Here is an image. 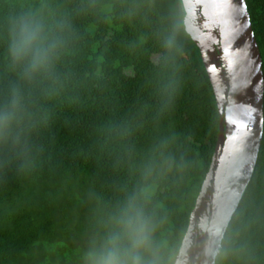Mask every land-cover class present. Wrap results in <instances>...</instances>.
I'll return each mask as SVG.
<instances>
[{
  "label": "trees",
  "instance_id": "1",
  "mask_svg": "<svg viewBox=\"0 0 264 264\" xmlns=\"http://www.w3.org/2000/svg\"><path fill=\"white\" fill-rule=\"evenodd\" d=\"M245 2L264 76V0ZM187 24L181 0H0V264H95L110 241L174 263L219 124ZM215 264H264V103Z\"/></svg>",
  "mask_w": 264,
  "mask_h": 264
},
{
  "label": "water",
  "instance_id": "2",
  "mask_svg": "<svg viewBox=\"0 0 264 264\" xmlns=\"http://www.w3.org/2000/svg\"><path fill=\"white\" fill-rule=\"evenodd\" d=\"M219 116L211 164L173 264H215L263 136L264 76L245 0H181Z\"/></svg>",
  "mask_w": 264,
  "mask_h": 264
},
{
  "label": "clouds",
  "instance_id": "3",
  "mask_svg": "<svg viewBox=\"0 0 264 264\" xmlns=\"http://www.w3.org/2000/svg\"><path fill=\"white\" fill-rule=\"evenodd\" d=\"M37 37L35 34H21L18 43H14L12 51L14 55L26 53L35 43ZM126 230L131 233V246L133 249L139 248L147 239L138 235L137 227L134 221H127L125 224ZM95 264H129L121 253L115 241H110L109 244L98 254ZM130 264H140V256L138 253L131 256Z\"/></svg>",
  "mask_w": 264,
  "mask_h": 264
}]
</instances>
